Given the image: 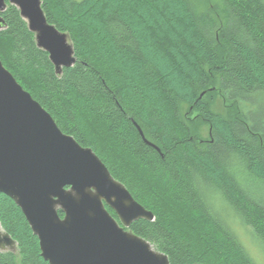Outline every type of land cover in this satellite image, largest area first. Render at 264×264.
<instances>
[{"label":"trees","instance_id":"16d2710c","mask_svg":"<svg viewBox=\"0 0 264 264\" xmlns=\"http://www.w3.org/2000/svg\"><path fill=\"white\" fill-rule=\"evenodd\" d=\"M41 6L69 35L75 63L57 75L9 4L0 14V61L153 214L128 230L168 264H255L237 225L264 247V0ZM217 98L224 114L213 109ZM0 225L17 244L16 253L0 252V264H48L3 194Z\"/></svg>","mask_w":264,"mask_h":264},{"label":"water","instance_id":"95a60500","mask_svg":"<svg viewBox=\"0 0 264 264\" xmlns=\"http://www.w3.org/2000/svg\"><path fill=\"white\" fill-rule=\"evenodd\" d=\"M8 4L19 11L57 75L75 63L69 35L47 22L41 0H0V14ZM0 194L21 210L48 264H168L167 256L128 230L136 220L151 221L153 214L113 179L90 148L60 131L1 61ZM0 252H17L1 225Z\"/></svg>","mask_w":264,"mask_h":264},{"label":"rangeland","instance_id":"374dc122","mask_svg":"<svg viewBox=\"0 0 264 264\" xmlns=\"http://www.w3.org/2000/svg\"><path fill=\"white\" fill-rule=\"evenodd\" d=\"M216 101L217 103L214 105L213 109L218 110L220 113L224 114L226 108L221 101H218V98L216 99ZM200 133L203 138L207 137V127H200ZM237 227V233L240 237V242L242 243L244 249H246V251L248 252L249 256L252 258L255 264H264V247L258 242V240L254 239V237L250 233H248V231L241 227L240 224H238Z\"/></svg>","mask_w":264,"mask_h":264}]
</instances>
